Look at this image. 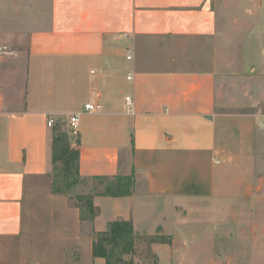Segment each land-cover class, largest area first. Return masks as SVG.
<instances>
[{
  "label": "crops",
  "instance_id": "0c3cea01",
  "mask_svg": "<svg viewBox=\"0 0 264 264\" xmlns=\"http://www.w3.org/2000/svg\"><path fill=\"white\" fill-rule=\"evenodd\" d=\"M0 47V264H105L92 241L114 220L190 237L192 208L264 216V0H0ZM73 113L92 222L51 188L47 119Z\"/></svg>",
  "mask_w": 264,
  "mask_h": 264
},
{
  "label": "rangeland",
  "instance_id": "374dc122",
  "mask_svg": "<svg viewBox=\"0 0 264 264\" xmlns=\"http://www.w3.org/2000/svg\"><path fill=\"white\" fill-rule=\"evenodd\" d=\"M11 39L15 40L14 37ZM56 124L67 133L70 139L67 124ZM60 168L61 165L56 163L52 168L50 177L63 189L66 186L65 180L60 176ZM69 179L71 180V178ZM91 187L92 184L89 180L78 178L76 186L69 189L67 194L70 196L87 194L85 192ZM209 209L211 211V208L208 207L205 209L192 208L188 213V209L183 211L181 208H177L174 212L176 217L188 213L192 215L193 221H196L175 225L178 232L190 231L191 238L182 233H178V235L173 230L172 233L170 229L167 231L171 234L165 233L161 236L154 234L138 235L135 237L134 251L127 258L131 257L133 264H264V216L259 215L258 210L260 208L257 209V215L260 217L255 225L244 223L238 226L231 220L232 209H228L225 213L229 216L228 218L219 219L222 222L214 221L220 211L216 210L217 214L212 213L211 215ZM160 215L164 214L161 213ZM200 217H203V221L198 222ZM167 227L170 228V226ZM238 227L239 229H237ZM159 229L160 226L156 230ZM174 236L175 239H173ZM151 242L165 243L166 246L174 243L172 247L177 250L175 254L169 256L165 253V256L160 259L149 248Z\"/></svg>",
  "mask_w": 264,
  "mask_h": 264
},
{
  "label": "trees",
  "instance_id": "16d2710c",
  "mask_svg": "<svg viewBox=\"0 0 264 264\" xmlns=\"http://www.w3.org/2000/svg\"><path fill=\"white\" fill-rule=\"evenodd\" d=\"M51 159L52 164L61 165L60 176L65 180L66 188H61L53 180L51 188L53 192L67 194L68 190L78 183L79 151L70 145V140L64 131L55 124L51 128ZM71 178V180L69 179ZM102 185L99 192L103 195H127L131 192L133 183L131 176H97ZM70 180V181H69ZM69 199L79 210V217L82 221L92 222L99 213V208L93 204V194H77L69 196ZM135 231L130 221L114 220L107 223L106 229L95 233L92 241V255L102 257L105 264H133L131 257L135 246Z\"/></svg>",
  "mask_w": 264,
  "mask_h": 264
},
{
  "label": "built area",
  "instance_id": "2783aa9c",
  "mask_svg": "<svg viewBox=\"0 0 264 264\" xmlns=\"http://www.w3.org/2000/svg\"><path fill=\"white\" fill-rule=\"evenodd\" d=\"M7 50L5 47H0V52H6ZM130 58V55H127V59ZM131 76H128V79H130ZM125 105L127 107L128 111H132V101L130 97H125ZM82 109L86 112H95L100 109V106L92 101H87L86 103L83 104ZM78 118H79V113H73L70 115L67 119V132L70 136V145L72 147L75 146L76 144V139L78 135ZM56 124V121L54 118L49 117L47 119V126L49 128H52Z\"/></svg>",
  "mask_w": 264,
  "mask_h": 264
}]
</instances>
